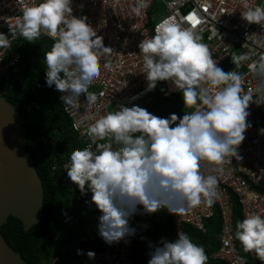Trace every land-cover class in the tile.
<instances>
[{"label":"clouds","instance_id":"clouds-1","mask_svg":"<svg viewBox=\"0 0 264 264\" xmlns=\"http://www.w3.org/2000/svg\"><path fill=\"white\" fill-rule=\"evenodd\" d=\"M241 2L246 9L242 19L264 25V6ZM17 3L21 14L9 24V36L0 33V49L12 47L18 37L29 43L42 36L50 38L53 43L44 55L46 85L64 93L60 99L69 110L79 112L81 96L85 109L94 105L98 95L89 88L100 77L101 64L111 69L112 50L103 45L86 16L73 15V0ZM145 6V0H137L133 11L139 14ZM138 47L146 91L154 90L160 81L170 82L191 111L182 117L173 113L161 118L136 105H121L87 125L89 145L73 152L64 168L82 195L87 183L91 203L101 213L98 235L108 244L135 234L129 221L138 206L147 214L167 207L176 215L210 208L220 197L218 178L206 175L202 164L220 171L233 159L239 161L238 148L251 127L247 109L250 103H264V54L249 64L257 83L244 92L243 74L219 68L195 26L182 27L172 17L165 18ZM231 60L238 69L250 60V54L233 55ZM87 120L85 116L81 123ZM260 132L264 134V129ZM233 238L245 253L254 254L264 264V214L250 212L237 220ZM148 247L147 264L208 261L204 248L182 231L174 242L161 238L159 246L149 243ZM81 254L95 258L93 251L77 249V255Z\"/></svg>","mask_w":264,"mask_h":264},{"label":"built area","instance_id":"built-area-1","mask_svg":"<svg viewBox=\"0 0 264 264\" xmlns=\"http://www.w3.org/2000/svg\"><path fill=\"white\" fill-rule=\"evenodd\" d=\"M28 2L31 3V0ZM145 4L137 14L133 11L137 0H119L118 4L115 0H73V15L86 16L87 23L96 29V35L102 37L103 45L112 50L111 69H105L101 64V75L89 88V92L98 95L94 105L85 109L84 97L81 96L79 112L69 110L60 99L64 93L57 91L62 110L70 120L71 130L82 148L90 143L87 125L94 123L99 116L118 110L121 105L145 108L152 102L155 89L146 91L147 82L142 73L143 60L138 45L143 39L151 38L156 26L165 18L172 17L182 27L195 26L202 42L209 46L213 59L217 60V66L225 72L235 70L243 74L244 92L256 86L257 81L249 64L259 60L260 54H264V25L249 24L242 19L241 13L246 9L241 0H145ZM248 4L249 7L264 6V0H248ZM157 9L162 11V16L153 23L151 16ZM20 14L17 0H0V33L9 36V24H13ZM41 38L53 43L46 36ZM23 41L22 37H18L13 41L12 47L0 49V81L9 86L22 78L21 73L15 72L21 62V54L12 49ZM244 53L250 54V60L240 68H235L231 57ZM163 85L166 97L177 95L183 102L182 93L175 90L170 82L163 81ZM261 102H264V97H261ZM186 111L191 109L185 108L183 102V115ZM247 111V122L251 127L245 131V139L238 148V154L242 158L239 161L233 159L220 171H215L210 164H202V171L206 175L217 176L220 197L210 208L197 207L187 214L176 215L170 212L176 238L183 226L204 234L205 221L212 218L214 209L219 212V245L210 256L218 264H240L238 258L241 257L232 232L233 203L230 195L236 197L242 219L250 212L264 214V134L260 132L264 129V103H250ZM85 116L88 120L81 123ZM42 142L46 144V139L43 138ZM100 142L103 141H98ZM66 164L63 165L64 171ZM62 186L68 188L71 185L64 180ZM89 243L97 247L95 258L82 257L78 264H133L127 243L124 240L106 243L98 235V222L80 239L81 245ZM248 258L250 264H262L252 253H248Z\"/></svg>","mask_w":264,"mask_h":264},{"label":"trees","instance_id":"trees-1","mask_svg":"<svg viewBox=\"0 0 264 264\" xmlns=\"http://www.w3.org/2000/svg\"><path fill=\"white\" fill-rule=\"evenodd\" d=\"M50 45L43 38L33 43L24 40L14 45L12 50L21 54V62L15 72L21 73L22 78L12 86L0 81V97L13 106L20 118L25 137L24 149L42 188L41 210L36 224L24 230L19 220L9 217L0 225L2 238L25 264H67L68 257L72 252L77 253V249L82 253L95 252L97 247L94 244L81 245L79 240V246L74 249L70 242L75 230L87 221L95 225L101 214L91 203V191L85 189L82 195L77 186L67 179V171L63 170L70 155L80 150L82 145L62 110L58 90L54 86L48 87L45 82L44 55L50 50ZM182 106L183 102L177 95L165 96V87L160 81L152 102L144 109L161 118H168L173 113L182 117ZM43 138L46 144L42 142ZM31 144H37L35 150H30ZM64 180L71 186L63 187ZM230 198L234 233L235 224L237 220H242V216L236 197L230 195ZM220 224L219 212L214 209L212 218L205 221L204 234L187 226L182 228V232L187 233L194 243L204 248L208 256L207 264H218L210 256L219 245ZM129 226L135 229V234L124 241L133 264H147L149 243L159 246L161 238L168 242L177 239L167 207L147 214L138 206ZM234 242L240 257L250 264L248 253L243 251L238 241L234 239ZM85 256L81 254L79 259Z\"/></svg>","mask_w":264,"mask_h":264},{"label":"water","instance_id":"water-1","mask_svg":"<svg viewBox=\"0 0 264 264\" xmlns=\"http://www.w3.org/2000/svg\"><path fill=\"white\" fill-rule=\"evenodd\" d=\"M24 144L18 114L0 97V225L13 217L27 230L38 222L42 188ZM36 145L31 144L30 150H35ZM0 264H25L1 234Z\"/></svg>","mask_w":264,"mask_h":264},{"label":"rangeland","instance_id":"rangeland-1","mask_svg":"<svg viewBox=\"0 0 264 264\" xmlns=\"http://www.w3.org/2000/svg\"><path fill=\"white\" fill-rule=\"evenodd\" d=\"M161 16H162V11L160 9L155 10L151 16L152 22L156 23L161 18ZM85 189L88 190L87 183L85 185ZM91 226H93V224L87 221L84 224H82L81 227H79L77 230L74 231L73 239L70 242L71 247L75 249L77 246H79V240L88 233ZM79 257L80 255H77V253L72 252V255L68 257L67 264H78Z\"/></svg>","mask_w":264,"mask_h":264}]
</instances>
